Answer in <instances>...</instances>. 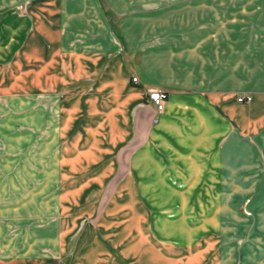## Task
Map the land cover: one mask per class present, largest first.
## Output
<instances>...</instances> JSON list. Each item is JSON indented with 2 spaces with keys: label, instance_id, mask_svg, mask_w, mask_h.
Masks as SVG:
<instances>
[{
  "label": "crops",
  "instance_id": "obj_1",
  "mask_svg": "<svg viewBox=\"0 0 264 264\" xmlns=\"http://www.w3.org/2000/svg\"><path fill=\"white\" fill-rule=\"evenodd\" d=\"M23 1L1 0L6 2L2 19L11 21ZM106 1L120 17L129 11L123 0ZM146 1V10H134L144 14L119 24L124 50L115 53L114 67L108 66L107 45L112 23L102 0H32L20 12L18 27L8 25L19 29V60L35 61V72L49 67L46 74L55 88L64 85L62 78L54 79L63 72H92L91 62L102 65L94 71L102 73V81L93 92L80 90L75 99L57 105L62 126L78 118L79 108L86 115L98 104L92 112H98L102 134L91 140L92 149L87 142L71 152L68 145L60 154L65 161L52 171L89 172L80 187L112 181L134 190L137 196L126 198L138 203L141 189L183 190L182 204L190 203V189L257 192L251 213L263 235L264 0ZM12 43L2 48L8 53ZM153 87L169 94L162 111L149 103ZM243 94L252 99L239 101ZM232 191L222 199L210 193L194 201L209 213L202 222L217 220L219 211H239ZM245 213L238 216L250 221L251 213ZM126 223L121 222V235L134 236L135 228ZM125 253L139 260V252ZM259 253L258 264H264V249Z\"/></svg>",
  "mask_w": 264,
  "mask_h": 264
},
{
  "label": "rangeland",
  "instance_id": "obj_2",
  "mask_svg": "<svg viewBox=\"0 0 264 264\" xmlns=\"http://www.w3.org/2000/svg\"><path fill=\"white\" fill-rule=\"evenodd\" d=\"M31 1L19 3L11 21L2 19L0 12V179L4 180L0 182V264H258L264 234H259L250 204L257 192L190 189L186 191L190 203L182 204L183 190L141 189L138 203L126 198L136 197L134 190L117 188L112 181L80 187L89 172L52 171L65 161L60 154L68 145L71 152L87 142L92 149L91 140L98 141L102 134L98 112H92L98 104L86 115L79 108L78 118L62 126L64 116L57 107L81 95L80 90L93 92L102 81V73L94 71L102 65L91 62L92 72H63L54 79L62 78L64 85L55 88L46 74L51 72L49 67L35 72V61L21 62L19 29L8 25L18 27L19 14ZM5 3L0 0L1 11ZM123 6L129 8L124 18L102 0L104 15L112 23L107 30L108 66L112 67L115 53L124 50L120 22L144 14L134 10H146L147 1L123 0ZM9 41L15 43L7 53L2 46ZM44 77L49 80L46 84ZM230 191L236 192L232 197L239 211L235 215L219 211L217 220L202 222L201 217L209 213L194 201L210 193L222 199ZM245 212L251 213L250 221L242 219ZM125 220L126 226L135 228L134 236L121 235ZM127 249L139 252V260L145 263L125 253Z\"/></svg>",
  "mask_w": 264,
  "mask_h": 264
},
{
  "label": "built area",
  "instance_id": "obj_3",
  "mask_svg": "<svg viewBox=\"0 0 264 264\" xmlns=\"http://www.w3.org/2000/svg\"><path fill=\"white\" fill-rule=\"evenodd\" d=\"M134 82H138V77H133ZM168 92L162 88L153 87L149 89L148 100L149 103L153 104L158 111H162L165 108L166 101L168 99ZM252 96L250 94H243L238 97L239 101H250Z\"/></svg>",
  "mask_w": 264,
  "mask_h": 264
},
{
  "label": "bare ground",
  "instance_id": "obj_4",
  "mask_svg": "<svg viewBox=\"0 0 264 264\" xmlns=\"http://www.w3.org/2000/svg\"><path fill=\"white\" fill-rule=\"evenodd\" d=\"M165 253V252H164Z\"/></svg>",
  "mask_w": 264,
  "mask_h": 264
}]
</instances>
